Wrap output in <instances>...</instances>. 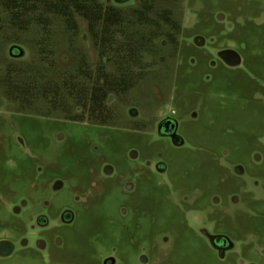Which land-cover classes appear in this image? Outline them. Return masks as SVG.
<instances>
[{
    "label": "flooded vegetation",
    "instance_id": "obj_1",
    "mask_svg": "<svg viewBox=\"0 0 264 264\" xmlns=\"http://www.w3.org/2000/svg\"><path fill=\"white\" fill-rule=\"evenodd\" d=\"M222 1L224 6L215 5L209 12V19L216 28L193 31L190 39L198 49L206 50L203 55L210 69L217 65L226 69L225 122L230 131L259 136L251 150L253 165L209 159L199 161L194 167L169 159L171 150L201 147L191 143L181 130L186 120L198 118L200 103L182 96L172 83L161 90L156 82L148 79L150 72L143 57L126 75L114 64L103 62L93 67L83 65L78 69V79H70L77 75L69 71L66 74L69 79L62 82L63 95L57 98L50 95L53 91L50 79L35 80L33 86H28V80H24L27 75L22 69H14L13 64L0 65V85H4L8 100L11 99L9 107L17 112L33 109L51 117L58 114L68 121L101 126L127 136L152 135L166 141L168 146L165 152L158 151L155 158H151L141 154L136 141L128 143L127 158L137 165L130 166L126 172H120L111 161L100 157L96 164L87 166L84 186L72 187L69 201L55 204L50 190L55 194L65 182L60 177L50 176V163L30 151L22 138L16 136L23 152L35 163L32 184L45 181L48 193L35 203L27 197L6 202L9 218L1 221L5 227L0 231V260L16 257L20 261L36 260L40 264H264V223H254L264 220V208L253 206L254 202L264 205V166H258L264 161V51L243 48L245 29L264 26V18L257 9L260 5L257 0ZM161 2L154 0L153 7L147 11L145 19L152 22L147 31L156 36L173 37L181 32L180 20L174 16V4L167 6ZM190 3L194 9H185V19L188 13H198V3L194 0ZM219 38L227 43L213 46ZM16 53L7 51L12 60L23 57ZM155 54L153 51L152 56ZM169 55L175 58L177 51ZM158 60L165 61L166 56H159ZM194 62L192 59L191 63ZM206 78L209 79V75ZM146 92L152 102L137 98L136 93ZM150 104L155 110L147 112ZM108 136L105 132L98 133L99 138ZM90 141L87 140V144L92 151L98 152L99 145ZM227 153L222 148L221 158ZM109 178L118 181L117 187L129 199L147 184L159 190L158 205L162 222L166 224L153 248L141 246L139 253L132 257L123 255V250L114 245L104 253L96 248L90 251L89 245L98 238L96 230H91L82 242L78 237L80 248L75 250L68 244V235H76L74 231L81 210L91 205L90 195L102 190L101 180ZM126 204L129 205L128 201H121L118 217L130 216ZM156 205L151 198L139 203L137 214L149 215ZM125 225L131 229L139 226ZM198 248L203 250L202 254L192 253ZM91 252L93 255L89 254Z\"/></svg>",
    "mask_w": 264,
    "mask_h": 264
},
{
    "label": "rangeland",
    "instance_id": "obj_2",
    "mask_svg": "<svg viewBox=\"0 0 264 264\" xmlns=\"http://www.w3.org/2000/svg\"><path fill=\"white\" fill-rule=\"evenodd\" d=\"M160 1L167 6L174 4L173 13L180 20L181 32L173 37L159 35L150 42L149 50L143 55V62L147 63L150 72L148 79L156 82L161 90L172 83L182 96L200 103L198 118L186 120L181 130L191 143L201 147L171 150L169 159L181 164L187 162L194 167L199 161L209 159H227L232 162H242L245 166H252L251 150L259 136L228 129L224 108L227 71L220 65L210 69L203 55V51L206 50L198 49L190 39L194 34L193 31L202 32L216 28L209 19V12L215 5L224 6L225 3L222 0H194L199 5L198 13H188L185 19V9H194L190 0H176L174 3L171 0ZM257 3L260 4L257 9L264 18V0H257ZM134 7L136 4L131 2L117 6L123 21L129 22L133 29L135 27L131 14ZM5 20L4 16H0V22L3 25L0 27V65L13 64L11 67L14 69L30 72L27 77L33 76L37 79L40 76L41 79L38 81H41L50 77L55 78L57 75L63 77L69 71L76 75L80 65L93 67L102 62L110 65L109 62L100 58L99 47L85 32L84 23L79 24L76 32L67 29L60 19L52 21L47 27L32 23L27 29L16 30L7 27L6 23L4 24ZM245 31L243 35L246 41L243 47L245 51H264V26L249 27ZM43 38L48 39L43 40ZM219 39L213 46L227 43L226 40ZM16 42L23 47L24 55L18 60H12L8 57L7 51L9 45ZM41 42L49 44L44 45L43 49L40 46ZM241 47L239 44L238 48ZM153 51L156 52L155 56H152ZM173 51H177L175 58L169 55ZM159 56H166V60H158ZM192 59L195 60L194 63H191ZM0 75L1 78L2 74ZM207 75L209 79L206 78ZM136 96L141 101L152 102L148 99L147 92L136 93ZM10 100L4 85H0V231L5 227L1 221L9 218L6 202L27 197L35 203L36 199L45 197L48 193L45 181L38 180L35 185L32 184L35 163L23 152L16 136L22 138L24 145L30 151L50 163L48 166L50 176L60 177L65 182L64 187L55 194H51L50 190V196L55 204L69 201L72 197V187L84 186L87 166L96 164L100 157L107 158L120 172H126L130 166L137 165L127 158L128 143L136 141L140 144L137 146L141 154L151 158H155L158 151L165 152L168 147L166 141L152 135L135 133L127 136L119 131L106 130L101 126L68 121L58 114L51 117L33 109L17 112V109L9 107ZM146 110L152 112L155 109L150 104ZM104 132L109 136L99 138L98 133ZM89 139L91 143L99 145L98 152H93L91 145L87 144ZM222 148L228 152L224 158H221ZM260 165L264 166V161L258 166ZM101 181L104 187L102 186L101 191L97 190L90 195L91 205L81 210L75 227L76 231H74L76 235L74 237L68 235V244L76 250L81 246L80 241L91 234V230H96L98 238L96 242H91L88 250L96 248L99 253H104L114 245L123 250V255L132 257L139 253L141 246L147 249L153 248L166 224L162 222V211L158 205L159 198L161 199L159 190L147 184L146 188L142 187L140 193L132 195L129 199L117 187L116 179L109 178ZM150 198L152 202L157 203L156 208L149 215L139 216L136 205L150 201ZM121 201H128L129 205L124 206L128 209L130 216L118 217ZM253 206L259 209L264 208L262 202H254ZM260 222L264 223V220L254 221L255 224ZM125 224L139 226L131 229ZM130 239L132 241H129ZM184 250L185 248L182 249V253ZM192 253L202 254L203 250L198 248ZM89 254L93 255V252ZM0 264L40 263L36 260L20 261L13 257L0 260Z\"/></svg>",
    "mask_w": 264,
    "mask_h": 264
},
{
    "label": "trees",
    "instance_id": "obj_3",
    "mask_svg": "<svg viewBox=\"0 0 264 264\" xmlns=\"http://www.w3.org/2000/svg\"><path fill=\"white\" fill-rule=\"evenodd\" d=\"M134 3L136 7L131 14L134 29L129 22L123 21L118 5L112 0H0V16L6 18L4 24L7 27L16 30L27 29L32 23L47 27L52 21L60 19L67 29L76 32L79 24L84 23L85 32L99 47V54L104 61L114 64L119 72L126 75L140 63L144 52L150 48V42L156 37L152 31L148 33L147 27L152 22L148 23L145 19L154 0H135ZM0 27H3L2 22ZM48 44L41 42L40 46L44 49L43 46ZM78 69L77 76L70 79L79 78ZM28 73L25 72L26 75ZM25 79L28 80V86H33V82L41 77L35 79L33 76H25ZM49 79L50 88L53 89L50 95L61 97L62 82L69 77L65 74L63 77L57 75Z\"/></svg>",
    "mask_w": 264,
    "mask_h": 264
},
{
    "label": "water",
    "instance_id": "obj_4",
    "mask_svg": "<svg viewBox=\"0 0 264 264\" xmlns=\"http://www.w3.org/2000/svg\"><path fill=\"white\" fill-rule=\"evenodd\" d=\"M130 0H113V2L117 3V4H123V3H126ZM8 51L12 52V51H17V56H23L24 55V49L21 45L19 44H11L9 45L8 47Z\"/></svg>",
    "mask_w": 264,
    "mask_h": 264
}]
</instances>
